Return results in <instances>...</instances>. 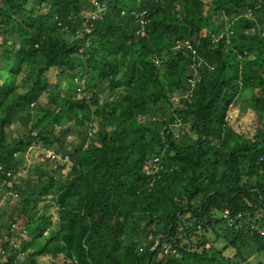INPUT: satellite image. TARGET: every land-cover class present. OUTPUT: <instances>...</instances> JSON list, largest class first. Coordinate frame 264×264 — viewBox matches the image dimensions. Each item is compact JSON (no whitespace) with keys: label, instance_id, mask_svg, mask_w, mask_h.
I'll return each mask as SVG.
<instances>
[{"label":"trees","instance_id":"trees-1","mask_svg":"<svg viewBox=\"0 0 264 264\" xmlns=\"http://www.w3.org/2000/svg\"><path fill=\"white\" fill-rule=\"evenodd\" d=\"M99 1L88 33L91 0H0V203L19 197L0 239H24L1 264L264 261V0ZM53 73L84 74L90 98ZM244 92L253 135L234 125Z\"/></svg>","mask_w":264,"mask_h":264},{"label":"rangeland","instance_id":"rangeland-1","mask_svg":"<svg viewBox=\"0 0 264 264\" xmlns=\"http://www.w3.org/2000/svg\"><path fill=\"white\" fill-rule=\"evenodd\" d=\"M206 2L209 0H205ZM74 74H65L62 76H59L58 78H56V73H53V77H52V83L55 84V82L58 80H60L61 82V88L64 92H66V88H64L65 86L68 85H73V77ZM78 75V74H76ZM22 80V76L18 78V82H20ZM0 84H1V80H0ZM27 87L20 85V92H23ZM249 93L248 92H244L242 94V97L238 99V101L233 105L232 108V113H233V119L235 120V126H239L242 128V131L246 130V132H250L252 135L255 134L258 130L259 123H257L258 121V117L256 116V114L250 110H248V98H249ZM44 97V96H43ZM177 99V98H176ZM22 128L19 126V124H14L13 127H11L8 131L9 134V140H11V138H15L18 137L21 133H22ZM249 134V133H247ZM250 135V134H249ZM73 138H70V140H72ZM38 149L40 148H33L32 152L30 153V151L28 153L25 154V159L30 162L29 166L33 167L35 163L34 160H38V157L40 155V151H38ZM30 155H32V157H30ZM58 168V167H56ZM22 177H24L26 175V173H24V170L21 171ZM2 199H1V203H0V211L3 213L4 211H8V212H14L15 208L19 205V197H12L9 196L6 192V189L2 190ZM50 207V212L51 213H55L53 216V220H56L57 218V211L54 207V204H49ZM220 216V214H219ZM13 233V232H12ZM48 235V234H46ZM23 237L19 234V231L14 230V236L11 238L4 236L2 239H0V247H2V243L5 241H9L10 244H12L14 247L19 248L21 246V243L23 241ZM21 259L24 258V255L20 256ZM48 260V261H47ZM44 263H40V264H67L64 263L63 261L60 262H54V263H50L51 261H49L50 259H47ZM2 263V261L0 260V264ZM251 264H264V261L262 259L261 256H254L251 258L250 261Z\"/></svg>","mask_w":264,"mask_h":264},{"label":"built area","instance_id":"built-area-1","mask_svg":"<svg viewBox=\"0 0 264 264\" xmlns=\"http://www.w3.org/2000/svg\"><path fill=\"white\" fill-rule=\"evenodd\" d=\"M92 5L94 6V9L89 10L86 15L84 17H82L81 20V25L82 28H84L88 33L92 32V28L94 27V22L97 20H100L104 14V12H106L107 10V3L106 2H101L99 0H91ZM145 12H143V14H145ZM143 14H141V16H143ZM225 35H221L220 39H223ZM91 46V41L87 40L86 44H85V49L89 48ZM87 57V56H86ZM74 83L77 85V93H79L81 96L86 97L87 99L90 98V93L87 91V82H86V76L84 74H78L75 75L74 77ZM191 83H193L192 80H190ZM85 147H87V144L85 145ZM54 154L53 152L49 151V154ZM62 163L63 164H67L70 163V158L67 157H63L62 158ZM151 168L155 169L157 172L159 167V163H160V158L159 157H154L150 162ZM151 171L147 170V174H149ZM222 219H224L225 221H229L230 225H232L235 221L240 220L243 218V216L241 214L236 215L234 218L231 217L229 210H225L222 214H221ZM57 218V217H56ZM200 228V227H199ZM172 247L170 245H165L164 246V252L167 254L169 252V250ZM0 253L4 254V249L2 250V248H0ZM178 256H180V254L178 253ZM164 264V263H163Z\"/></svg>","mask_w":264,"mask_h":264},{"label":"clouds","instance_id":"clouds-1","mask_svg":"<svg viewBox=\"0 0 264 264\" xmlns=\"http://www.w3.org/2000/svg\"><path fill=\"white\" fill-rule=\"evenodd\" d=\"M220 36H221V35H219V36L216 38V40H219V39H220ZM225 36H227V43H229L231 33H228V34H226ZM223 212H224V211H223ZM223 212L220 213V217H221V214H222ZM221 218H222V217H221ZM198 228H199V227H198ZM157 244H158V242H157Z\"/></svg>","mask_w":264,"mask_h":264}]
</instances>
